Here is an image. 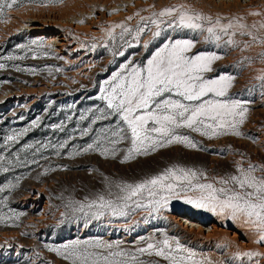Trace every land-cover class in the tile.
I'll use <instances>...</instances> for the list:
<instances>
[{
    "label": "rangeland",
    "instance_id": "rangeland-1",
    "mask_svg": "<svg viewBox=\"0 0 264 264\" xmlns=\"http://www.w3.org/2000/svg\"><path fill=\"white\" fill-rule=\"evenodd\" d=\"M85 1L88 0H21L18 6L5 10L8 13L6 17L0 18V62L6 64L4 69H0V143L3 142L4 136L28 127L37 118L40 120V126L28 132L19 144L14 145L11 149L13 152L21 149L25 143L49 141L56 143L68 139L69 135L78 137V132H74L76 126L79 124L80 127H86L88 123L79 121L80 113L97 104L103 106L102 102L96 99L101 82L128 59L144 62L168 36L174 39H191L195 43L193 54L201 51L216 52L222 57L213 63V71L206 76L215 78L217 74H231L235 77L229 89V96L245 101L248 107L247 118L240 126L242 135L229 133L210 139L200 133L181 129L180 134H187L198 142L199 146L196 149L173 144L158 149L148 156H138L124 163L121 162L122 153L115 158L102 157L96 152L69 157L67 152L71 150L73 144L83 145L91 142V137L86 136L83 139L70 140L68 147L60 156H56L51 148L45 150L43 155L48 157L47 161L40 159L38 154L36 158L40 160V166L15 167L8 173H0V185L9 180L15 183V177H22L19 186L11 192L7 208L0 205V212L7 214L10 208L16 213L23 214L18 221H15V226L0 223V232H18L24 239L21 251L16 252L14 246L9 247L6 254L0 256V264H31L28 255L23 253L27 247L38 252L39 264H68L57 252L50 251L45 245L59 247L76 239L100 238L108 242L120 241L123 247L132 249L144 246L139 243L141 237L154 236L156 239H161L164 232L171 237L179 238L182 244L196 251L206 264H241L240 261H233L234 254L228 252L227 246L221 243L220 237L210 239L202 237L197 234V229L180 223L175 216L191 212L200 225H209L218 220L221 225H228L229 228L240 226L245 231L250 230L239 221H232L207 209L197 208L183 199L172 200L167 209L147 219L143 212H137L130 219L102 217L91 220L72 215L61 219L60 214L66 211L64 204L69 199L83 200L91 194L103 191L106 187V177L112 181L132 182L156 174L166 167L180 165L203 170L211 178L233 173L236 164L240 161H243L245 167L249 163L264 165V150L261 151L258 145V131L250 125L253 117L259 113V109L264 108V103L258 102L262 86L259 82L241 83V73L248 65L264 63V57L261 56V53H264V44L253 43L251 37L237 34L235 40L239 43L238 47L228 46L223 41L217 45L215 42L206 41L204 38L206 34L185 29L168 30L155 40L151 33L145 34L140 46L125 50L119 39L115 42L109 40L106 29L120 22H127L135 27L139 23L137 12L140 16L148 17L153 11H160L165 7L185 5L213 17L230 16H222L220 12L218 13V8L210 3V0H136L140 4H134L133 9L122 14L121 17H116L117 13L106 7L103 0H90L87 3ZM81 8H83L82 13ZM243 8L245 9L240 7L242 11ZM75 9L80 12V17L71 15ZM84 9H88L91 15L86 14L88 12ZM261 9H254L251 13H264V9L260 11ZM57 11L67 12L70 17L63 27L67 37V42L63 46L56 45L51 40L54 33L62 29L61 27L51 26L50 31L54 32L52 34H34L25 29H18L29 16L39 12ZM241 14L243 12H236L232 16L241 17ZM99 15L102 18L95 24L98 33L86 35L85 28L90 24L92 17L97 18ZM129 16L133 17L131 21H127ZM251 16L255 19V23H258L257 26L264 23V15L251 14ZM248 20L249 17L246 16L242 22L249 26L255 24ZM224 22L226 23L227 20L225 19ZM120 31L119 28L115 29L116 34ZM260 33L264 35V29H260ZM244 39L249 41L246 42ZM33 40L41 42L45 47L31 45ZM144 42H150L147 49L142 46ZM22 44L30 45L34 51L21 50L18 45ZM92 44L97 45L94 50L91 48ZM245 44L249 45V48H245ZM240 47L243 49L240 56L231 58V52ZM118 50H124L125 55H113ZM45 51L48 52L47 56L43 54ZM7 56L24 57V59H3ZM17 67L36 71L35 74L27 70L17 71ZM48 69L52 71L49 72ZM69 116L72 117L70 121L67 119ZM61 121L66 125L64 132L51 128L52 124ZM105 123L109 122H101L94 127L99 128ZM123 146L126 147L127 144ZM25 158L32 159L31 150L21 152V159ZM49 166L56 170L43 173V168ZM32 189H37L41 193L34 211L41 212L45 206L48 214L53 216V221L46 222L38 232L25 225L29 219L31 206L24 204L23 198ZM203 220L206 222L203 223ZM8 223L12 224L11 221ZM24 233L28 234L24 235ZM142 258L146 261L160 260L158 257L147 255ZM161 264H163L162 260ZM243 264H251V262L245 259Z\"/></svg>",
    "mask_w": 264,
    "mask_h": 264
},
{
    "label": "snow or ice",
    "instance_id": "snow-or-ice-1",
    "mask_svg": "<svg viewBox=\"0 0 264 264\" xmlns=\"http://www.w3.org/2000/svg\"><path fill=\"white\" fill-rule=\"evenodd\" d=\"M20 3L21 0H0V18L8 15L6 9L11 10ZM251 14L264 15L259 12ZM136 16L139 17V23L135 27L127 22H120L106 29L109 40L115 42L119 39L126 50L140 46L145 34L151 33L155 40L168 30L188 29L206 34L205 40L217 45L223 41L228 46H239L235 40L237 34L251 37L253 43L264 44V35L260 33V29H264V23L259 27L256 24L249 26L242 22L241 17H213L185 5L165 7L160 11H153L148 17L140 16L137 12ZM132 19L129 16L127 21ZM117 28L121 29L118 34L115 33ZM149 44L150 42H144L142 46L147 49ZM31 45L45 47L36 40L31 41ZM96 46L92 44L91 48L94 50ZM18 47L28 52L34 51L30 45L22 44ZM194 47L195 43L191 39H174L168 36L144 62L128 59L120 64L99 86L96 99L103 106L97 104L80 113L79 121L88 123L86 127H80L79 124L76 126L74 132H78V137L69 135L68 139L56 143H25L21 149L13 152L11 149L14 145L19 144L28 132L40 126L39 118L33 120L28 127L4 136L0 143V173H8L15 167L40 166V160L36 158L38 154L40 159L47 161L48 157L43 155L45 150L51 148L56 156H60L70 140L86 136L91 137V142L73 144L67 152L69 157L96 152L102 157L115 158L122 153L121 162L124 163L173 144L196 149L198 142L187 134H180L181 129L200 133L210 139L229 133L242 135L240 126L247 118L248 107L245 101L229 96L235 77L231 74H217L215 78H207L206 74L213 71V63L222 57L216 52L201 51L193 54ZM247 47L249 45L245 44V48ZM43 54L47 56L48 52ZM113 55L124 56L125 51L118 50ZM261 56L264 57V53ZM3 59L24 57L7 56ZM5 67L6 64L0 62V69ZM16 70H27L33 74L36 71L19 67ZM48 71L51 72L52 69ZM261 72L256 79L264 87V70ZM67 119L70 121L72 117ZM106 121L109 123L99 128L94 127ZM51 128L64 132L66 125L61 121L52 124ZM125 143L126 147L123 146ZM29 150L32 159H21V152ZM55 170L49 166L43 168V173ZM21 179L22 177L17 176L15 183L9 180L0 185V205L7 208L11 192L19 186ZM105 180L106 187L103 191L83 200L69 199L64 204L66 211L60 214L61 219L69 215L88 220L102 217L130 219L137 212H143L147 219L167 209L172 200L183 199L197 208L241 222L255 233L256 243L264 244V165L249 163L245 167L243 161H240L233 173L211 178L203 170L172 165L132 182L112 181L107 177ZM21 215L23 214L9 208L7 214L0 212V223L15 226V221ZM139 243L144 246L128 249L120 241L108 242L96 238L76 239L59 247H45L57 252L68 264H161V260L163 264H206L196 251L166 232L161 239L154 236L141 237ZM5 247H11L8 240L0 244V248ZM145 255L155 256L160 260L146 261L142 258ZM245 259L251 264H260L261 259H264V252L248 250L234 253L233 261L243 264Z\"/></svg>",
    "mask_w": 264,
    "mask_h": 264
},
{
    "label": "bare ground",
    "instance_id": "bare-ground-1",
    "mask_svg": "<svg viewBox=\"0 0 264 264\" xmlns=\"http://www.w3.org/2000/svg\"><path fill=\"white\" fill-rule=\"evenodd\" d=\"M88 1H85V2L87 3ZM103 2L106 7H108L109 9L117 13L116 17H119V16L121 17L122 14H126L128 11L132 10L134 4L135 5L140 4V2L139 1L136 2V0H103ZM210 3L214 4L218 8V13L220 12L222 16L229 15L231 17L236 12L238 13L243 12V14L246 13L245 15L249 17V20L251 23L253 22L255 23V19L251 16V11L254 9H261V8L264 9V0H210ZM240 7H245V9L243 8L244 10L242 11ZM83 8H81V13H82ZM263 9H261L260 11H263ZM84 10L88 12V9H84ZM86 14L89 15L90 13L88 12ZM243 14L241 15L245 16ZM71 15H74L77 18L80 15V12L78 13V9L77 10L75 9V12H73V14ZM237 16L239 17V15ZM69 18H70L69 14L63 11L48 12V13L39 12L38 14L34 16L27 17V19L25 20V23L22 24L20 28L18 27L17 28L19 30L25 29L27 31L33 32L34 34L35 33L52 34L53 31H50L51 26H55L58 28L61 27L62 29H60L58 32L56 33L53 32L55 35L52 36L51 40L54 44L63 46L67 42L66 32L63 30V27L66 25ZM97 18L92 17L91 21L89 22L90 24L87 25V28H85L86 35L87 34L95 35L96 33H98L99 30L95 28L97 27V25L95 24L102 17L99 15ZM112 18H115V17H112ZM255 24L257 25L258 23H255ZM257 27H259V25ZM18 29L17 31H19ZM247 41L249 40L247 39ZM242 52H243V49H241V47L235 48L231 52V56H232L231 58H236V56L241 54ZM261 70H264V63L257 62V63L248 65L246 69L243 70V72L241 73V83L244 84L248 81V82H259L261 84V81L256 79L257 76L262 74ZM260 96L261 97L258 100V102L264 103V87H262ZM260 124H263V125L261 126ZM250 125H251V128L257 129L258 145H259L260 150L263 151L264 150V108L259 109V113L257 114V116L253 117ZM40 194L41 193L39 190L32 189L30 193L23 198L24 204L31 206V211L29 212V219L28 221H26L25 225L28 226L29 228L36 229V232L41 231L44 224L53 219V216L48 214L47 212L48 210H46L45 206L43 207L41 212L34 211L37 204L39 203ZM175 218L180 223L187 224V226L189 225L192 229H197L196 230L197 234L199 233L202 237H205L207 239L208 238L210 239L213 237H220L221 243L227 246V250L229 253L234 254L237 251H248V250H256L259 252H264V244H258L255 242L256 240L255 233L252 231H245L240 226H231V228H229L228 225H225V226L221 225L218 222V220H215L209 225L207 224L200 225L195 221L196 216L192 214L191 212H186L185 214L175 216ZM204 222H206V220H203V223ZM5 240H8L9 244L16 248L17 250L16 252L21 251V247L24 246L23 244L24 239L23 237L20 236L18 232L16 233L15 232H0V244H2ZM8 248L9 247L0 248V256L1 255L4 256ZM30 248L27 247L26 250H23V253L28 255V258L30 259L31 264H39L38 252ZM260 264H264V259H261Z\"/></svg>",
    "mask_w": 264,
    "mask_h": 264
},
{
    "label": "trees",
    "instance_id": "trees-1",
    "mask_svg": "<svg viewBox=\"0 0 264 264\" xmlns=\"http://www.w3.org/2000/svg\"><path fill=\"white\" fill-rule=\"evenodd\" d=\"M38 103V102H37Z\"/></svg>",
    "mask_w": 264,
    "mask_h": 264
}]
</instances>
